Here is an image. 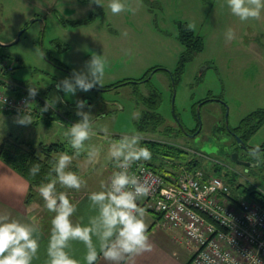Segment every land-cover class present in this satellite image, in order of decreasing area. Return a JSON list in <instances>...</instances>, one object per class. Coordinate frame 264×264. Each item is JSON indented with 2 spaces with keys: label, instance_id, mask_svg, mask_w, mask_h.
<instances>
[{
  "label": "rangeland",
  "instance_id": "rangeland-1",
  "mask_svg": "<svg viewBox=\"0 0 264 264\" xmlns=\"http://www.w3.org/2000/svg\"><path fill=\"white\" fill-rule=\"evenodd\" d=\"M122 2L124 8L113 13L109 0H99V3L94 0H0V53L15 66L13 71L0 70V81L7 83V86L0 83V87L8 94L10 83L17 84L21 92H29V87L39 89L34 101L41 99L43 93L48 103L62 114L48 124L45 118L35 116L39 112L33 105L30 112H0V144L10 136L33 142H62L65 149L57 157L68 152L72 156L68 169L76 172L81 180H95L101 174L103 163L113 159L112 145L125 137L138 136L139 146H145V141L163 144L167 155L159 153L152 154L150 159L140 158L164 166L160 169L162 172L170 169L179 173L185 167L179 161L183 157V161L195 160L197 167L222 177L237 200L248 198L243 191L245 187L264 191L263 174L238 168L230 159L234 140L223 129L227 112L232 127H238L243 119L257 113L247 124L249 129L264 114L261 112L264 111V9L258 17L241 20L231 12L228 0ZM37 13L43 20L37 15L32 21ZM181 25L200 35L204 47L186 63L173 101L170 71L176 70L184 49L178 39ZM229 28L234 32L231 39L226 36ZM23 29L19 40L13 43ZM45 53L68 69L55 64ZM97 55L106 62L101 84L88 91L78 89L74 94H65L56 88V83L71 76L74 69L85 70L86 62ZM152 68L155 69L150 73ZM143 77L141 82L135 80ZM127 79L131 82L107 87ZM154 90L160 92L157 111L163 115L164 123L157 131H145L140 128V118L147 109L141 96L148 98ZM63 96L71 98L73 107L69 108L61 100L55 103ZM207 97L215 100L209 99L201 107L202 132L195 137L181 133L175 114L185 126L193 128L196 125L193 104ZM79 99L87 101L85 110L90 112L93 123L84 141L85 147L77 150L71 146L66 133L80 119ZM65 110L71 111L70 119L65 118ZM25 114L31 117V122L18 123V116ZM247 144L264 145V123L250 135ZM171 149L180 157L170 159ZM89 150L95 151L91 159ZM246 154L257 161L252 153ZM260 157L264 164V149ZM85 166L91 167L88 173ZM72 190L57 181V193L65 192L72 199L69 196ZM40 202L41 213L46 214L49 209L42 196Z\"/></svg>",
  "mask_w": 264,
  "mask_h": 264
},
{
  "label": "clouds",
  "instance_id": "clouds-1",
  "mask_svg": "<svg viewBox=\"0 0 264 264\" xmlns=\"http://www.w3.org/2000/svg\"><path fill=\"white\" fill-rule=\"evenodd\" d=\"M99 3V0H94ZM231 12L241 20L249 17H258L264 9V0H228ZM109 7L113 13H118L124 8L122 0H109ZM228 39L234 36L229 28L226 32ZM43 54V53H42ZM106 62L100 56H92L86 62L83 71L73 70L71 76L64 77L56 83V88L65 94H74L77 90L88 91L97 84H101ZM39 89L29 87V96L35 97ZM61 99H57L59 101ZM32 101H25L29 104ZM87 101H77V115L80 117L72 123L66 135L70 137L73 148L80 150L85 147L84 141L89 137L92 128V119L89 111L85 110ZM48 107V100L43 106ZM17 122L30 123L29 115H20ZM138 136L125 137L112 145L111 155L116 158L119 170L111 177L110 185L106 189L93 191L90 195L92 205L98 207V215L90 217L87 224H74L70 219L75 211V205L70 201L65 192L56 191L57 181L69 188H79L81 177L68 169L72 156L62 152L52 165L55 173L47 182L39 185V192L44 198L46 207L56 214L52 218V230L48 244V264H81L67 251L71 240H81L85 243L87 251L84 255L86 264H94L97 259V247L92 236L99 240V248L104 257L113 262H119L125 254L150 250L152 244L146 232L143 219V209L137 204V199L148 192V186L139 182L135 175L128 171V164L140 158L150 159L151 151L146 146L138 145ZM260 145L250 149L253 156L260 162ZM95 155L94 150H89L88 157ZM40 170L39 164H34L30 172L35 175ZM51 176L52 173L50 172ZM131 186V187H129ZM34 227L31 224L18 220L0 219V264H31L37 254L39 242L34 236Z\"/></svg>",
  "mask_w": 264,
  "mask_h": 264
},
{
  "label": "built area",
  "instance_id": "built-area-1",
  "mask_svg": "<svg viewBox=\"0 0 264 264\" xmlns=\"http://www.w3.org/2000/svg\"><path fill=\"white\" fill-rule=\"evenodd\" d=\"M2 69L13 66L0 59ZM26 100L34 101L28 91L14 96L0 87V112H30L32 102L26 105ZM117 170L116 161L111 177ZM128 171L149 189L138 197V206L160 214L162 228L182 231L190 253L187 264H264L262 203L250 197L237 200L222 177L199 167L164 177L132 160Z\"/></svg>",
  "mask_w": 264,
  "mask_h": 264
},
{
  "label": "crops",
  "instance_id": "crops-1",
  "mask_svg": "<svg viewBox=\"0 0 264 264\" xmlns=\"http://www.w3.org/2000/svg\"><path fill=\"white\" fill-rule=\"evenodd\" d=\"M40 14H35V17ZM40 17V16H38ZM7 42V40H5ZM16 92H20L18 89ZM47 97L45 94H41V99L32 101V105L35 106L39 112L35 116L45 118L48 124H52L53 121H57L58 118H53L50 122L47 121V114L43 107ZM48 100V99H47ZM61 102L69 108L74 104L71 98L63 96ZM42 105V106H41ZM52 103H48V107L55 114H60V110L56 107H52ZM75 106V105H74ZM76 108V107H75ZM71 111L65 110V113ZM67 114L65 117H67ZM72 116V113H70ZM52 117V116H51ZM139 160V159H137ZM116 162V158L107 160L103 163L101 168V174L98 179L82 180L81 186L72 188L73 200L70 201L75 205V211L71 214L70 219L74 224H87L89 218L98 215V207L92 205L90 200V193L93 191L102 190L107 188L109 180ZM76 163V162H75ZM83 163V161H80ZM86 167V166H85ZM91 170L90 166L85 168V173ZM34 195L30 198L31 192L29 180L23 176L20 172L15 170L6 162L0 159V219L18 220L23 223H28L34 227V236L39 242V248L37 254L33 257L31 264H48V244L52 230V218L56 214L54 211L48 210L47 213H41L42 205L40 204V197H37L38 188H34ZM75 192V196L73 195ZM141 204L144 205V200L141 199ZM43 204V203H42ZM42 206V207H41ZM143 219L146 224V232L149 236V242L152 244L150 250H145L136 253L125 254L124 258L119 262H113L104 257L102 251L99 248V240L93 235V242L97 247V259L94 264H187L190 261V253L188 251L186 243L183 241V234L181 230H168L162 228L159 223L161 215L143 209ZM69 254L79 260L81 264H86L84 255L87 251L85 243L81 240H71L67 249Z\"/></svg>",
  "mask_w": 264,
  "mask_h": 264
},
{
  "label": "trees",
  "instance_id": "trees-1",
  "mask_svg": "<svg viewBox=\"0 0 264 264\" xmlns=\"http://www.w3.org/2000/svg\"><path fill=\"white\" fill-rule=\"evenodd\" d=\"M39 16H42V15H39ZM178 39L180 40V42L184 46V49L180 55L179 64H178L176 70L170 71L172 74V77H173V85H172V91H173L172 93L173 94H174V87H176V85L181 80V77L183 75L186 63L189 62L191 59H193L195 53L202 50L204 47L202 37L200 35H196L192 31V29H190L186 25H184V26L181 25L179 27ZM46 56L49 57L55 64H59V65L64 66L59 61H57L55 58L48 56V54H46ZM6 57H7L6 55H2V53H0V59L1 60L8 61L7 59H5ZM14 67L15 66H13V68ZM64 67L66 69H68L67 66H64ZM154 69L155 68H152L150 70V73L153 72ZM2 70H5V69H2ZM10 71H13V69ZM6 72H7V70H6ZM149 74H148V76H146V78L149 77ZM144 79H145V77L135 79V80H137L138 82H141ZM124 82H131V79L118 81L116 83L108 85L107 87H112V86L117 87ZM0 83L7 86V83L2 81V80L0 81ZM8 88H9L8 91H11V93H13L14 96H20L22 94V92L21 93L20 92L15 93V91H17L19 89L18 85L15 83H10ZM150 94H151V96H149L148 98L141 96L142 103L144 104V106L147 109H145L143 111L142 116L140 118V121H141L140 128L142 130H145V131H148V130L157 131L158 128L160 126H162L164 123L163 115L157 111L161 97H160V92H157L156 90L152 91ZM214 98L215 97H207L205 99H201L199 101H196L193 104L194 106H196V109L194 111L195 119H198V117H199L197 114L198 104L201 102L204 103L205 101H208L209 99H214ZM200 110H201V108H200ZM261 112H264V111H261ZM45 113L47 114V121L48 122H50L53 118H57V115H59L60 118L62 117V114L61 115L55 114L54 112L51 111L50 108H47V111H45ZM254 115H257V113H252L251 115H249L248 118L243 119L241 121L240 125H238V127H232L230 124H229V127L231 128V130L236 131L240 135L241 138H249L250 135L255 133L259 129V127L264 123V114H263L262 118L259 120L258 124L252 126V128H250V129L248 127H246V126H248L247 124L249 122H251ZM69 117H71V114H68L67 117H65V118H69ZM175 117L178 118L182 122V120L178 117L177 113L175 114ZM225 123H226V121H225ZM223 128L226 129L225 126H223ZM181 133H184L183 129L181 130ZM233 140H234L233 142H236L235 137H233ZM145 142H146L145 146L150 149V151L153 155L158 156L159 153H161L163 155H167V154H164L165 150L162 149V148H164L161 146L163 144L151 142V141H145ZM64 146L65 145L62 142H52V143H47L44 141L33 142V141L20 139L19 137L10 136V137L4 138V140L0 144V159L2 161L6 162L7 164H9L11 167H13L15 170L20 172L23 176H25L29 180L30 188H31V192L29 194V197L31 198L34 195V193L32 191L34 188L39 187V185L41 183L47 182L49 179L52 178V176L55 175V173L52 172V165L55 163V160L57 158L56 154H58V152H60L61 150H64L65 149ZM248 146H250V145H248ZM251 147L253 148L254 146H250V148ZM260 149L263 150L264 145H261ZM169 151H170L169 152L170 154H168V155L170 156V159L174 160L173 157H175V158L180 157V155H174L175 151H173V149H171ZM166 153H168V152H166ZM140 161L147 164L148 166L153 168L155 171L162 174L164 177H167V174H169V173H174V174L176 173L175 171L170 170V169H168V170L165 169V171L162 172L160 169H164V166L156 164L154 162H148L147 160H140ZM179 161H180V163H183L185 165V168H187L188 170H192L195 167H197V165H198L197 161L195 162V160L183 161V157H182V160H179ZM34 164L40 165V170L38 172H36L35 175H33L30 172L31 167ZM174 164H176V162ZM250 171H252V170H250ZM50 172L52 173L51 176L49 175ZM254 172H255V174L261 173L264 175V164H262L260 170H255ZM243 191H244V193L247 194L248 197L259 201L264 206V191L263 190H261L260 188L251 189L249 187H245L243 189Z\"/></svg>",
  "mask_w": 264,
  "mask_h": 264
},
{
  "label": "flooded vegetation",
  "instance_id": "flooded-vegetation-1",
  "mask_svg": "<svg viewBox=\"0 0 264 264\" xmlns=\"http://www.w3.org/2000/svg\"><path fill=\"white\" fill-rule=\"evenodd\" d=\"M215 99V98H214ZM208 102V101H207ZM203 103V102H202ZM204 103H206V101L204 102ZM203 103V104H204ZM203 104H201V106H200V108L202 107V105ZM176 118V117H175ZM176 121H177V123L179 124V126H180V128L181 129H183V131H184V134L186 135V136H188V137H195L196 135H198L199 133H201L202 132V128H203V123H202V121H201V118H199L198 117V119H196V125L193 127V128H195L194 130H190V129H193L192 127H187V126H185L184 124H183V122H181L178 118H176ZM181 124L183 125V127L181 126ZM226 124V123H225ZM223 125V126H225L226 127V125ZM224 129V128H223ZM225 130V132H228L229 133V135H231V136H233V137H235L234 135H233V133L230 131V130H228L227 128L226 129H224ZM228 130V131H227ZM198 131V133L196 134V135H194L196 132ZM234 131V130H233ZM236 132V131H235ZM237 133V132H236ZM238 134V133H237ZM194 135V136H193ZM236 139V138H235ZM244 139V141H245V143H246V145H247V141H248V139L249 138H243ZM248 146V145H247ZM249 148H250V146H248ZM232 148V150H230V152H229V155H230V159H232V161H234L236 164H237V166H238V168H240V167H244L245 168V170H247V171H250V170H260L261 169V166H262V163L261 162H259V163H257V161H255V160H252L251 158H249L248 156H247V154L246 153H251L250 152V149L252 148H250V149H247V148H245L244 146H242V145H240V144H238V142L236 141V142H234L233 143V146L231 147ZM234 154H236V156H237V160H235V159H233V155ZM244 163H249V165H245ZM235 168V167H234ZM264 178V177H263Z\"/></svg>",
  "mask_w": 264,
  "mask_h": 264
},
{
  "label": "water",
  "instance_id": "water-1",
  "mask_svg": "<svg viewBox=\"0 0 264 264\" xmlns=\"http://www.w3.org/2000/svg\"><path fill=\"white\" fill-rule=\"evenodd\" d=\"M37 18H38V17H35V19H33L32 21L36 20ZM41 19H42V18H41ZM42 20H43V19H42ZM23 31H24V29L19 33L18 37L16 38L15 41H13V43H16V42L19 40L20 35L23 33ZM175 95H176V87H174L173 101H174V99H175ZM201 104H202V102L198 104V109H197V114H198L199 117H200V106H201ZM226 123H227V127H228V129H229V130L233 133V135L235 136L236 141L238 142V144L244 146V147L247 148V149H250V148L246 145L244 139L241 138L239 134H237L235 131L231 130V128L229 127L228 112H227V121H226ZM181 126L183 127L182 124H181ZM197 133H198V131H197L194 135H196ZM194 135H193V136H194ZM233 159H235V160L238 159L237 156H236V154L233 155ZM244 164H245V165H249V163H244Z\"/></svg>",
  "mask_w": 264,
  "mask_h": 264
}]
</instances>
